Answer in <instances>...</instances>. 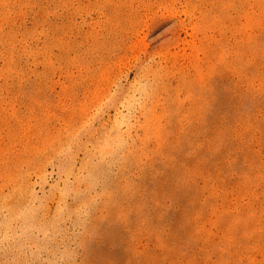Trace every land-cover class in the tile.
Returning <instances> with one entry per match:
<instances>
[{"label": "rangeland", "instance_id": "374dc122", "mask_svg": "<svg viewBox=\"0 0 264 264\" xmlns=\"http://www.w3.org/2000/svg\"><path fill=\"white\" fill-rule=\"evenodd\" d=\"M0 264H264V0H0Z\"/></svg>", "mask_w": 264, "mask_h": 264}]
</instances>
